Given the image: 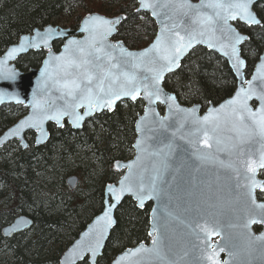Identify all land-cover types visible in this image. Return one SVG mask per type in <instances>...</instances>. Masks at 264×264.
I'll return each instance as SVG.
<instances>
[{"label":"water","instance_id":"95a60500","mask_svg":"<svg viewBox=\"0 0 264 264\" xmlns=\"http://www.w3.org/2000/svg\"><path fill=\"white\" fill-rule=\"evenodd\" d=\"M138 12L150 16L157 27V34L153 42L142 50H130L123 42L114 40L124 20L123 16L109 18L100 14H89L80 23L77 30L49 25L43 29H36L31 34L23 35L19 41L10 46L0 56V109L5 106L24 107L27 114L15 125L0 136V150L9 143L18 142L23 150L30 147L28 134H34V146L43 147L50 141V126L62 129L67 123L73 131H82L86 124L103 113L112 114L122 103H136L142 101L144 109L135 124V140L133 143V157L127 162L116 163V169L122 173L117 183L108 185L104 189L103 209L84 229L73 244L64 252L59 264H97L103 256L112 231L117 226L116 215L122 204L130 199L137 209L144 211L151 205L149 214L148 243L143 242L128 248L118 254L110 264H264V209L258 205L264 202L258 199V194L264 193V180L260 178L264 167H259L260 158L264 156V137L251 129L252 120L246 108L252 113L260 114L262 106L261 96H264V51L259 57L252 73L248 76V62L243 56L242 49L249 41V36L241 32L236 24L245 27H261L262 19L257 15L256 6L264 0H253L250 11L260 21L259 24H249L236 19L228 21L232 33L242 39L236 44L239 60L232 55L233 41L229 39L232 33L223 27L221 16L227 13L223 9L213 7L216 0H135ZM227 3L228 0H223ZM184 4V7H181ZM192 5L188 9L186 5ZM148 5V6H145ZM166 5V6H165ZM93 17L102 20L117 21L112 25L113 31L103 40L105 51H113L108 46H115L113 54L119 60V48L139 55L153 47L162 35L168 37L165 43L179 39L173 33L179 32L187 41V34L193 30L204 31V35H197L195 42L180 56L177 66L171 71H165L159 83L162 90L159 99L148 97L144 85L151 87L150 81L143 77L151 76L143 68L124 70L135 71L142 81L140 93L135 100L131 96H121L114 103L103 108L93 107L89 111L87 101L84 106L73 109L66 103H73L72 97L62 94L55 80H71L73 76L65 77L62 61L56 57H67L69 48H75L70 42L77 41L87 52L88 42L96 37L100 47V32L104 26L89 23ZM211 17L213 24H201L200 21ZM88 31H85V27ZM173 25L177 27L173 28ZM168 32L165 33L164 29ZM61 47L55 51L54 45ZM209 44L213 45L209 47ZM197 48H204L224 60L236 80L234 94L218 105H211L206 110L201 106H185L177 96L165 88L167 78L176 73L187 57ZM16 50L13 52V50ZM45 52V57L38 68L27 72L19 70L16 63L30 53ZM85 52V55H86ZM11 54V55H10ZM151 55H159L152 53ZM88 59H92L88 57ZM117 61H112L115 63ZM161 64L165 61H160ZM96 64L102 68L95 67ZM109 62L101 60L81 69L69 68L68 71L83 79L85 71L94 74L93 86L96 78L107 70ZM119 72L120 69H112ZM120 81L113 84L118 89ZM47 81V86H45ZM107 83V82H106ZM241 89L244 90L241 93ZM252 90V95L244 101V94ZM95 92V88H94ZM77 100L80 93H76ZM173 97L174 99H168ZM42 99L48 106V115H54L57 109L66 110L67 115L61 117L59 123L53 119H44V113L34 108V101ZM235 102V103H231ZM214 119L204 121L206 116ZM83 119L74 123L75 116ZM241 117L243 118L241 120ZM28 121L29 123H25ZM42 121V123H40ZM23 125V127H22ZM248 125V128L244 126ZM204 129L208 130L207 139ZM16 130H19L16 132ZM16 132V134H13ZM251 165L254 172L248 170ZM251 179H247V178ZM255 181L256 187L252 193L255 204L249 199L248 185ZM130 184L132 191L119 193L121 184ZM155 182L156 191L149 190ZM66 185L71 191L79 186V177H67ZM143 185L141 195L146 198L141 206L137 197V190ZM109 188L117 190L120 199L109 192ZM111 209V211H109ZM111 219L107 223L105 214ZM255 217L257 222L245 227L249 218ZM34 226L31 217L20 215L2 229L5 239H11L18 234L30 231ZM209 233L219 232L218 235L206 237ZM260 229L259 232L256 230ZM102 234V235H101ZM99 240L100 247L93 255L85 251L82 256L75 255L81 249L94 246ZM158 241L163 260L146 253H139V249H151L153 241ZM223 248V251H221Z\"/></svg>","mask_w":264,"mask_h":264},{"label":"trees","instance_id":"16d2710c","mask_svg":"<svg viewBox=\"0 0 264 264\" xmlns=\"http://www.w3.org/2000/svg\"><path fill=\"white\" fill-rule=\"evenodd\" d=\"M255 10L262 19L261 27L236 24L250 38L242 49L248 74L264 51V1ZM94 13L124 17L114 40L130 50H142L156 37V24L149 15L138 12L135 0H0V55L36 29L67 22L75 30L85 16ZM60 46L56 43L55 51ZM44 57L45 52L30 53L16 66L26 72L38 68ZM165 88L181 104L206 110L230 98L236 80L224 60L197 48L167 78ZM143 109L140 100L123 103L112 114L96 116L82 131H73L67 123L62 129L51 125L50 141L43 147L34 146L30 133L27 150L16 141L0 150V264H59L64 252L101 213L104 189L122 175L116 163L133 157L134 124ZM26 114L24 107L1 108L0 136ZM104 167L107 172L102 171ZM71 175L82 180L76 191L66 185ZM150 211L151 205L141 211L127 199L117 212V226L97 264H110L124 250L147 243ZM20 215L31 217L33 228L5 239L2 229ZM85 219L90 222L85 224Z\"/></svg>","mask_w":264,"mask_h":264},{"label":"snow or ice","instance_id":"6c2138e0","mask_svg":"<svg viewBox=\"0 0 264 264\" xmlns=\"http://www.w3.org/2000/svg\"><path fill=\"white\" fill-rule=\"evenodd\" d=\"M143 2V0H142ZM253 3V0H228L227 3H224L223 0H216V3L213 5V7L217 9H223L227 13L226 15L221 16L219 12H217L215 15L217 17H220L223 21V27L227 28V31L229 33H232V29L228 27V21L230 19H236L237 16L241 20L247 21L249 24H259L260 21L256 19V17L253 15V13L250 11V5ZM148 6V5H145ZM166 6V5H165ZM184 4H181V7H184ZM188 9H192V5L188 4L186 5ZM98 23L100 25H103L104 28L100 32V47H97V39L95 36L91 38V40L88 42V49L87 52L83 46L80 45V42L72 41L70 42L71 45H75V48H69L66 51L69 53L67 57H56L55 59L58 61H62L61 67L64 69V75L65 77L73 76L71 80L65 79L64 81L55 80L54 84L59 85L60 90L62 91V94L67 97L73 98V103H69L66 101L69 107L73 109V112L76 108L83 107L84 101H87V106L89 111L93 107L97 108H103L104 106H109L114 103L116 99H119L121 96H131L133 100L137 98V96L140 93V84L142 81L138 78L137 73L135 71L130 70H124V68H130V69H139L143 68L146 72L151 73V76H145L143 77L144 81H150L151 87L147 84L144 85V91L148 97H155L156 99H159L161 94V89L159 87L160 81L163 79V74L165 71H171L174 66H177L178 60L180 56L183 54V52L192 46V44L196 40L197 35H204V31L200 30L199 32L193 30L192 32H189L187 34V41H184V37L180 36L179 32L173 33L174 36L178 37L179 39L172 41L171 43L166 44L165 41L168 39L165 35H162L160 40L156 42V44L153 45V47L139 55H135L131 52H127L123 47L119 48V60H117V57L113 54L115 46H108L109 48H112L113 51H105L103 40L107 38V36L113 31L112 25L114 23H119V20L117 21H110V20H102L100 17H93L89 23ZM201 24H213L214 21L211 17H207L204 20L200 21ZM177 27V25H173V28ZM88 27L86 25L85 31H88ZM164 32L167 33L168 29L165 28ZM229 39L233 41L232 44V55L236 57L238 63H242V61L239 60L236 44L240 42L242 37H240L238 34L232 33V35L229 36ZM213 45L209 44V47H212ZM16 50L14 49L13 52ZM86 52V55H85ZM152 53H159V55H151ZM11 55V54H10ZM88 57H91L92 59H88ZM93 60L95 61H107L109 62V67L107 70L103 71L102 75H99L96 78V83L93 86V79L94 74L91 72L85 71L83 73V79H80L77 77L74 73L69 72V68H75L77 70L81 69L85 65H90L93 63ZM112 61H117L115 63H112ZM160 61H165V63L161 64ZM95 67L102 68V65L96 64ZM264 67V65H262ZM112 69H120L119 72H113ZM121 77H123L122 82L120 83L118 89L113 88V84L116 81H120ZM107 82V83H106ZM45 86H47V81H45ZM95 88V92H94ZM80 93V98L77 100L76 93ZM244 90L241 89V93H243ZM252 95V90L250 89L247 94H244V101L249 99ZM168 99H174L173 97H168ZM262 101V105H264V96L260 97ZM235 103V102H231ZM244 109L248 111L249 116L251 117L252 124L251 129L253 131H257L258 134L261 137H264V106L261 108V112L259 115L252 113L250 110L246 108V104H244ZM34 108L38 109L40 112L44 113V119H53L56 120L58 123L62 116L67 115L68 112L66 110H60L57 109L55 111L54 115H48V106L45 104V102L42 99L35 100L34 101ZM83 118L79 115L75 116L74 123L78 124L80 120ZM214 119L212 115L206 116L204 118L205 122H208L209 120ZM243 118L241 117V120ZM26 124L29 123L28 121L25 122ZM42 123V121H40ZM23 127V125H22ZM245 128H248V125L244 126ZM19 130H16L18 132ZM14 132L13 134H16ZM204 136L205 139H207L208 136V130L204 129ZM259 167H264V156L260 158ZM248 170L251 172L255 171V168L251 165V163L248 166ZM247 179H251L250 177ZM256 187L255 181H252L250 185H248V197L252 201L253 204H255V200L252 196V193ZM125 191H132V186L130 184H125L122 182L121 188L119 189V193H124ZM156 191V185L155 182H153L150 186L149 195L151 192ZM109 192L112 193L115 196L116 200L120 199V195L117 194V190L114 188H109ZM143 192V185H140L137 190V197L140 200L141 206L143 205V201L146 198L145 196L141 195ZM258 207L264 209V205H258ZM111 211V209H109ZM105 218L107 220V223H111V219L108 216V214H105ZM257 220L255 217L249 218L247 224L245 227L250 226L252 223H256ZM206 232V237L208 239L211 238V235L215 234L218 235L219 232L216 231L214 233H209L207 229H204ZM102 235V234H101ZM258 239H264V237L258 238ZM158 241L154 240L153 245L154 247L151 249H139V253H146L149 256H155L159 260H163V256L161 254V250L159 247H157ZM100 247L99 240L96 241L95 245H90L87 249H81L79 253L73 252V256L80 255L82 256L85 251H91L93 255L96 254V250ZM221 251H223V248H221ZM136 264H142L141 261H137ZM170 264H174V262H170Z\"/></svg>","mask_w":264,"mask_h":264},{"label":"rangeland","instance_id":"374dc122","mask_svg":"<svg viewBox=\"0 0 264 264\" xmlns=\"http://www.w3.org/2000/svg\"><path fill=\"white\" fill-rule=\"evenodd\" d=\"M193 1H198V0H193ZM57 26H59V27H61V28H68L69 27V23H67V22H63V23H60V24H58ZM76 30V29H75ZM1 56V55H0ZM253 68H254V64H253V66H252V70H253ZM27 72V71H26ZM252 73V72H251ZM250 73V74H251ZM106 165V164H105ZM98 167H100V164H98ZM106 171L107 172V168L106 167H104L103 169H102V171ZM103 171V172H104ZM72 176V175H71ZM75 176H77V177H79L78 175H75ZM262 178L264 179V172H263V174H262ZM80 178V177H79ZM81 183H82V180L80 179V184H79V186H78V188H80V186H81ZM77 188V189H78ZM96 208H98V205L96 206ZM86 221H85V224H88L89 222H90V220L89 219H85Z\"/></svg>","mask_w":264,"mask_h":264},{"label":"flooded vegetation","instance_id":"af4514ba","mask_svg":"<svg viewBox=\"0 0 264 264\" xmlns=\"http://www.w3.org/2000/svg\"><path fill=\"white\" fill-rule=\"evenodd\" d=\"M85 127H86V126H85ZM258 199H259L260 201L264 202V193H260V194L258 195ZM257 230H259V229H257Z\"/></svg>","mask_w":264,"mask_h":264}]
</instances>
